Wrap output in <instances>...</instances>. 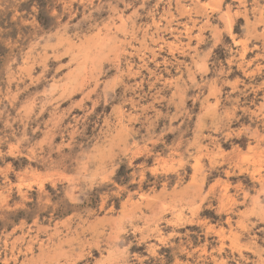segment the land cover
Masks as SVG:
<instances>
[{
	"label": "rangeland",
	"instance_id": "374dc122",
	"mask_svg": "<svg viewBox=\"0 0 264 264\" xmlns=\"http://www.w3.org/2000/svg\"><path fill=\"white\" fill-rule=\"evenodd\" d=\"M33 1L0 0V264H264V0Z\"/></svg>",
	"mask_w": 264,
	"mask_h": 264
},
{
	"label": "trees",
	"instance_id": "16d2710c",
	"mask_svg": "<svg viewBox=\"0 0 264 264\" xmlns=\"http://www.w3.org/2000/svg\"><path fill=\"white\" fill-rule=\"evenodd\" d=\"M49 1L50 0H34L33 1L40 10V23L46 29L50 28L51 23L53 22V20L50 17H48V12H47ZM29 6H31V2L28 4V8H30ZM124 175H125V168L122 167L117 176V181L119 183L122 182V178Z\"/></svg>",
	"mask_w": 264,
	"mask_h": 264
},
{
	"label": "bare ground",
	"instance_id": "6f19581e",
	"mask_svg": "<svg viewBox=\"0 0 264 264\" xmlns=\"http://www.w3.org/2000/svg\"><path fill=\"white\" fill-rule=\"evenodd\" d=\"M197 189V188H196Z\"/></svg>",
	"mask_w": 264,
	"mask_h": 264
}]
</instances>
